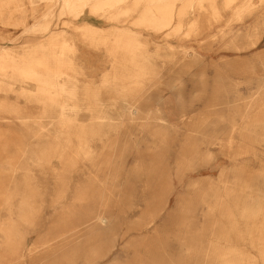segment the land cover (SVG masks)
<instances>
[{"label":"rangeland","instance_id":"rangeland-1","mask_svg":"<svg viewBox=\"0 0 264 264\" xmlns=\"http://www.w3.org/2000/svg\"><path fill=\"white\" fill-rule=\"evenodd\" d=\"M0 7V244L34 250L17 264H216L219 250L264 264V0H1ZM82 24L106 30L95 43ZM64 40L75 48L65 55L77 87L66 95L22 83L8 65L34 48L35 61L59 57ZM35 69L46 78L42 65ZM58 101L79 131H90L81 133L85 150L74 136L71 146L59 145L69 126L51 105ZM96 122L102 137L91 133ZM95 211L106 223L89 230L82 223ZM75 229L78 240L58 237Z\"/></svg>","mask_w":264,"mask_h":264},{"label":"bare ground","instance_id":"bare-ground-1","mask_svg":"<svg viewBox=\"0 0 264 264\" xmlns=\"http://www.w3.org/2000/svg\"><path fill=\"white\" fill-rule=\"evenodd\" d=\"M14 2H16V0H13ZM0 2H1V0H0ZM199 7H201V8H199L200 9V12H199V15H200V17L201 16H204L205 14H206V12H205V9H204V7L203 6H199ZM1 8V7H0ZM93 9H94V7H93ZM164 10H166L165 8H164ZM83 11V10H82ZM171 11V10H170ZM80 12H81V10H80ZM79 12V13H80ZM81 13H83V12H81ZM147 12H145L144 14H143V16H142V18L143 19H145L146 18V16H145V14H146ZM91 15V14H90ZM172 15V14H171ZM82 15H80V17H81ZM239 16V15H238ZM237 16V17H238ZM79 28H81V29H85L84 30V32H83V35H84V37H85V39H90V40H92L93 42H95V43H97V41H98V36H97V34L98 33H100V32H103V31H105L106 29H103V28H98V27H93V26H91V25H89V26H83V24L82 25H79L78 26ZM45 29H49V24H47V25H45ZM118 29V28H117ZM118 30H122V29H118ZM194 30L193 29H191V31H190V35H194V32H193ZM121 34H128V32L126 31V32H121ZM120 35H117L116 37H119ZM261 38V37H260ZM121 40H122V38H120ZM119 39V40H120ZM248 41H250V40H248ZM102 43H105V42H102ZM118 46V45H117ZM53 47V46H52ZM5 47L3 46L2 47V49H4ZM109 48V47H108ZM61 54H60V56L59 57H56V55L53 53V54H51L50 56H52V59H47L46 58V56H42V58H40V59H38L37 61H35L34 59H33V57L34 56H32V54H37L38 52H40V49H38V48H34L33 50H31L30 51V55H28V53L27 54H25V55H21V57L18 59V60H11L9 63H8V65H11V66H14V67H16L19 71V75H18V77L17 78H21V82L22 83H26V81L27 80H31V81H34V82H36L37 84H38V86H39V88H44V87H50V88H52V89H54V90H56L58 93H60L61 95H66V94H68V91L70 90V89H77V87H76V84H74L73 82H71L70 80H72V76H71V73H72V71L74 70L75 71V69H74V64L72 63V62H69L68 60H67V58H66V55H65V52H68V51H75V48H74V46H72V45H70L68 42H67V40H64V42L62 43V45H61ZM5 50V49H4ZM185 53V52H184ZM190 53H191V51H190ZM189 54V53H188ZM189 55H191V54H189ZM185 56V55H184ZM173 57V56H172ZM172 57H171V59H172ZM185 58V57H184ZM178 62V61H177ZM42 65L47 71L45 72L46 73V78H43L42 79V77H41V70H37V69H35V67H36V65ZM76 72V71H75ZM148 72H150V71H148ZM151 73V72H150ZM154 74H157V73H154ZM154 74H153V76H154ZM146 75V74H145ZM159 75V74H158ZM0 76L2 77V78H5V73H4V71H0ZM63 76H66L67 78H68V80H67V82L66 83H64V81L62 82V81H60V79L63 77ZM154 77H156V76H154ZM150 78V77H149ZM153 78V77H152ZM154 80V79H153ZM149 81V80H148ZM150 81H151V78H150ZM149 81V82H150ZM225 82V81H224ZM151 83V82H150ZM147 84H149L148 82L146 83V85ZM145 88H146V86H145ZM133 89V88H132ZM139 90V89H138ZM143 90H144V88H143ZM151 90V89H150ZM149 90V91H150ZM135 92H136V90H135ZM133 93V92H132ZM142 93V92H141ZM148 93V92H147ZM138 94V92L136 93V95ZM140 94V93H139ZM138 94V95H139ZM125 95V94H124ZM125 96H127V95H125ZM130 96V95H129ZM136 97V96H135ZM134 97V98H135ZM126 98V97H125ZM131 98V97H130ZM141 98H143V97H141ZM124 99V98H123ZM122 99V100H123ZM127 99H129L128 97H127ZM132 99H133V97H132ZM134 101V100H133ZM133 101H132V104H133V106H134V104L135 103H133ZM140 101V100H139ZM122 102H124V101H122ZM138 102V101H137ZM55 103V104H54ZM51 102V105H54V106H56L57 107V111H58V114L60 115L59 116V118L61 117L62 119V125L64 124L65 126L66 125H68L69 127H67L68 129H70V130H68V129H66V131L64 130L66 127H63L64 129H60V132H59V134H58V138L59 139H65V142L67 143V144H61L60 143V141H59V145H61V146H66V147H68V146H71L70 145V143L72 142V138H74L75 137V139L78 141V145H77V147H79V149L81 150H85V148L87 147V144H88V142H90L89 140H88V142H87V140L84 138H82L83 136L82 135H85L84 133L86 132V131H84L83 130V132L84 133H82V131L80 130L79 131V124H78V121L76 120V119H69L68 117H67V111H68V105H67V103H63V102H60V101H58V102ZM125 104L127 103V102H124ZM141 103V102H140ZM139 103V104H140ZM264 103V102H263ZM132 104H130V105H132ZM127 105V104H126ZM129 105V104H128ZM138 105V104H137ZM149 106V105H148ZM128 107V106H127ZM132 108V107H131ZM136 108H138L139 109V107H135V109ZM146 108V107H145ZM148 108V107H147ZM14 109V108H13ZM127 109V108H126ZM141 109H143V108H141ZM54 110H55V108L53 109H51V112H54ZM144 110V109H143ZM142 110V111H143ZM0 111H2V109H0ZM75 111V113H77V110H74ZM141 111V110H140ZM50 112V113H51ZM128 112V111H127ZM136 110H129V113L130 114H132V115H134V114H136ZM263 112V111H262ZM49 113V114H50ZM100 113L101 112H98L97 114H96V116L98 117H100ZM122 113H124V112H122ZM143 113V112H142ZM138 114H140V112L138 113ZM148 114V113H147ZM102 116H103V114H101ZM142 115V114H141ZM146 115V114H145ZM95 116V117H96ZM124 116V115H123ZM131 116V115H130ZM140 115H138V117H139ZM144 116V115H143ZM142 116V117H143ZM96 117V119H98ZM141 116H140V118H142ZM145 117V116H144ZM143 117V118H144ZM151 117V116H150ZM102 118V117H101ZM140 118H138V120H140ZM143 118H142V120H143ZM19 120H21L22 118H18ZM93 119H95V118H93ZM111 119V118H110ZM19 120H18V123H19ZM25 120V119H24ZM23 120V121H24ZM58 120H60V119H58ZM100 120V119H99ZM133 120V119H132ZM134 120H136V119H134ZM150 120H151V118H150ZM187 120V119H186ZM9 121V120H8ZM15 121V120H14ZM97 121V120H96ZM105 121V120H104ZM107 122H108V120H106ZM105 121V122H106ZM110 121V120H109ZM146 121V120H145ZM144 121V122H145ZM17 122V121H16ZM60 122V121H59ZM58 122V123H59ZM65 122V123H64ZM68 122V123H67ZM93 122V121H92ZM95 122V121H94ZM98 122H100V121H98ZM149 122V121H148ZM147 122V123H148ZM152 122H154V120L152 121ZM15 123V122H14ZM18 123H16V124H18ZM97 123V122H96ZM101 123V122H100ZM102 123H103V121H102ZM135 123H139V122H135ZM141 123V122H140ZM188 123V122H187ZM191 123V122H190ZM143 124H146V123H143ZM264 124V123H263ZM12 125V124H11ZM15 125V124H14ZM60 125V124H59ZM70 125H71V127H70ZM94 125H95V123H94ZM93 125V127H97V128H92V130H91V133L93 134V133H97V135L98 134H100V136L102 137V132L104 131L103 129H101V133H100V128H99V124L97 123V126H94ZM107 125V124H106ZM106 125H104L103 124V127L104 126H106ZM120 125H122V124H120ZM119 125V126H120ZM139 125V124H138ZM147 125V124H146ZM150 125V124H149ZM91 126H92V124H91ZM102 126V125H101ZM100 126V127H101ZM129 126V125H128ZM140 126V125H139ZM142 127H144L143 125H142ZM147 127V126H146ZM60 128H61V126H60ZM91 128V127H90ZM90 128H89V130H90ZM113 128V127H112ZM118 128V127H117ZM131 128V127H130ZM129 128V129H130ZM137 128V127H136ZM192 128V127H191ZM197 128V127H196ZM195 128V129H196ZM71 129L73 130L72 132H71ZM104 129H105V127H104ZM108 129H110V125H109V127H108ZM122 129V128H121ZM144 129V128H143ZM151 129V128H150ZM154 129V128H153ZM263 129H264V127H263ZM112 130V129H111ZM114 130H115V128H114ZM133 130V129H132ZM136 130V129H135ZM189 130V129H188ZM193 130V129H192ZM113 131V130H112ZM119 131V130H118ZM118 131H117V133H118ZM142 131V130H141ZM194 131H196V130H194ZM88 132V131H87ZM144 132H146V131H144ZM143 132V133H144ZM264 132V131H263ZM81 133H82V135H81ZM89 133H90V131L88 132V134H86V135H88L89 136ZM128 133V132H127ZM104 134V133H103ZM106 134V133H105ZM129 134H131V132L129 133ZM86 135H85V137H86ZM96 135V136H97ZM132 135V134H131ZM151 135V134H150ZM189 135V134H188ZM191 135V134H190ZM194 135V134H193ZM196 135V134H195ZM74 136V137H73ZM99 136V137H100ZM103 136H105V135H103ZM91 134H90V139H91ZM93 137H95V135L93 136ZM92 137V138H93ZM197 137V136H196ZM195 137V138H196ZM57 138V139H58ZM96 138V137H95ZM104 138V137H103ZM151 138V137H150ZM186 138V137H185ZM198 138V137H197ZM204 138H206V137H204ZM94 139V138H93ZM100 139V138H99ZM102 139V138H101ZM101 139H100V141H101ZM192 139H194V137L192 138ZM103 140V139H102ZM188 140L189 139H187V141L186 142H188ZM205 141H206V139H204ZM63 141V140H62ZM99 141V142H100ZM192 141V140H191ZM210 141V140H209ZM208 140H207V142H209ZM96 142V141H95ZM103 141H101V143H102ZM154 142V141H153ZM166 142V141H165ZM193 143H194V141H192ZM116 143V142H115ZM202 143V142H201ZM200 143V144H201ZM211 143V142H210ZM163 144V143H162ZM187 144V143H186ZM204 144V143H203ZM68 145V146H67ZM91 145V144H90ZM155 145H157V143L155 144ZM165 145V144H164ZM219 145V144H218ZM102 146H103V143H102ZM113 146V145H112ZM116 146V145H115ZM210 146V145H209ZM208 146V147H209ZM75 147V146H74ZM206 147V146H205ZM113 148V147H112ZM115 148V147H114ZM201 149V148H200ZM199 149V150H200ZM206 150V149H205ZM94 150H92V152H93ZM58 152V151H57ZM59 152L62 154V155H64V150H59ZM89 152V151H88ZM95 152V151H94ZM93 152V153H94ZM114 152H115V150H114ZM200 152H201V150H200ZM206 152V151H205ZM204 152V153H205ZM55 153V152H54ZM75 153H76V151H75ZM97 153V152H96ZM100 153V152H99ZM102 153H103V151H102ZM102 153H100V155L102 154ZM112 153V152H111ZM182 153H184V150H183V152ZM196 153H198V152H196ZM104 154H106V152L105 153H103V157H104ZM179 154H180V152H179ZM98 155V154H97ZM184 155V154H183ZM189 155V154H188ZM190 155H192V154H190ZM205 155V154H204ZM59 157H60V155H58ZM65 156V155H64ZM101 156V157H102ZM107 156V155H106ZM109 156V155H108ZM116 156H117V154H116ZM201 156V155H200ZM88 157V159H89V156H87ZM92 157H93V155H92ZM91 157V158H92ZM188 157V156H187ZM191 157V156H190ZM194 157V156H193ZM196 157V156H195ZM106 158V157H105ZM111 158V157H110ZM63 159V158H62ZM61 159V160H62ZM71 159V158H70ZM96 159V158H95ZM94 159V160H95ZM101 159V158H100ZM189 159H191V158H189ZM192 159H194V158H192ZM198 159V158H197ZM97 160V159H96ZM102 160V159H101ZM100 160V161H101ZM196 160V159H195ZM35 161H38L37 159L36 160H34V162ZM92 161H93V159H92ZM102 161H104V160H102ZM102 161H101V163H102ZM189 161V160H188ZM97 162H98V160H97ZM111 161H109V163H110ZM190 162V161H189ZM195 162V161H194ZM93 163V162H92ZM94 164H96V163H94ZM93 164V165H94ZM196 164V163H195ZM92 165V164H91ZM97 165V164H96ZM99 165V164H98ZM191 165V164H190ZM66 166V165H65ZM95 166V165H94ZM101 166H102V164H101ZM109 166V165H108ZM143 166V165H142ZM99 167V166H98ZM101 168V167H100ZM143 168V167H142ZM108 169V168H107ZM138 169H136V171H137ZM145 170V169H144ZM139 171H141L140 169H139ZM146 171V170H145ZM117 173V172H116ZM142 173V172H141ZM137 174H139L138 173V171H137ZM142 175V174H141ZM61 176V175H60ZM63 176H65V175H63ZM140 176V175H139ZM150 176V175H149ZM96 177V176H95ZM94 177V178H95ZM63 179H66V178H64L63 177ZM264 179V178H263ZM97 180H99V179H97ZM61 181V180H60ZM63 181V180H62ZM99 182V181H98ZM101 182V181H100ZM95 183H97V182H95ZM101 183H104V182H101ZM106 184V183H105ZM98 185V184H97ZM101 186V185H100ZM99 186V187H100ZM91 187V186H90ZM96 188V187H95ZM102 188V187H101ZM89 189V188H88ZM88 189H86V191L88 190ZM100 189V188H99ZM99 189H98V191H99ZM96 190V189H95ZM86 191H85V194L84 193H79V195L81 196V194L82 195H86L87 193H86ZM90 192L92 191V188H91V190H89ZM228 190H226L225 192H227ZM88 192V191H87ZM93 193H95L94 191H93ZM101 192H99V194H100ZM88 194H90V193H88ZM92 194V193H91ZM99 194H97V195H99ZM94 195V194H93ZM93 195H90L91 197L93 196ZM96 195V194H95ZM90 197V198H91ZM94 197V196H93ZM99 198V197H98ZM104 198H105V196H104ZM94 199H95V197H94ZM97 199V198H96ZM92 200V199H91ZM98 200V199H97ZM97 200H95V202L97 201ZM94 200H92V202H93ZM107 200H105V202H106ZM264 201V200H263ZM109 202V201H108ZM100 203V202H99ZM95 205H96V203H94ZM108 204V203H107ZM99 205V204H98ZM108 206V205H107ZM105 207V206H104ZM97 207H95V209H96ZM93 210V209H92ZM90 211V210H89ZM91 212V211H90ZM106 215V214H105ZM84 219V218H83ZM89 219V218H88ZM113 219V218H112ZM109 222V221H108ZM85 223H89V226H90V228H89V230L92 228V230H94V229H97L98 227H100V226H102V224H105L106 223V217L103 215V213L102 212H99V211H95V214L93 213V216L92 217H90V219L87 221V222H84V223H82V225L83 224H85ZM114 223V221L111 223V224H113ZM110 224V225H111ZM76 225V224H75ZM106 225H108V224H106ZM115 226H116V224H114ZM263 225H264V204H263ZM78 226V225H77ZM105 226V225H104ZM80 227V226H79ZM111 227H113V226H111ZM110 227V228H111ZM83 228V227H82ZM101 228V227H100ZM102 228H105V227H102ZM107 229H108V227H107ZM263 229H264V227H263ZM105 230V229H104ZM112 230V229H111ZM230 230H232V229H230ZM81 231V230H80ZM84 231V230H83ZM234 231V230H233ZM116 233V232H115ZM115 233H113V234H115ZM54 234V233H53ZM62 234V233H61ZM79 234V232H77V230L75 229V230H71V231H68L66 234H62L61 236L59 235L58 237H61L62 239H63V241H65V242H67V241H75L76 239L78 240V238H79V236L77 237V235ZM101 233H99V235H100ZM112 234V233H111ZM110 234V236H112ZM117 234V233H116ZM95 236V234L93 233L92 234V236ZM98 235V237L97 238H99L100 236ZM118 235V234H117ZM227 235H229V233L227 234ZM231 236H233L232 235V233L230 234ZM82 236V235H81ZM237 236V235H236ZM238 236H239V234H238ZM108 237V236H107ZM113 237H114V235H113ZM112 238V237H111ZM116 238V237H115ZM192 238V237H191ZM235 238V237H234ZM237 238V237H236ZM108 239V238H107ZM114 239V238H113ZM226 239V238H225ZM100 240V239H99ZM109 240V239H108ZM240 240V239H239ZM114 241V240H113ZM188 241H189V238H188ZM187 241V242H188ZM96 242V241H95ZM105 242V241H104ZM115 242V241H114ZM94 243V242H93ZM98 243H99V241H98ZM190 243V242H189ZM84 244H85V242H84ZM97 244V243H96ZM93 245V244H92ZM193 245V244H192ZM221 245V244H220ZM136 246V245H135ZM194 246V245H193ZM221 246H223V245H221ZM45 247V246H44ZM79 247V246H78ZM88 247H90V244H89V246ZM93 247V246H92ZM188 248V247H187ZM186 248V249H187ZM219 247H217V249H218ZM263 248H264V237H263ZM85 249V248H84ZM83 249V250H84ZM88 249V248H87ZM90 249V248H89ZM184 249V248H183ZM216 249V250H217ZM237 249V248H236ZM195 250V249H194ZM221 250H222V247H221ZM34 250H32V249H30V250H28V249H26V247L24 248L23 246H21V245H17V244H9V245H4V244H0V264H17V263H21V261H23L24 259H25V257L26 256H30V258L31 257H33V254H32V252H33ZM37 251V250H36ZM39 251V250H38ZM79 251V250H78ZM89 251V250H88ZM96 251V250H95ZM95 251H93V252H95ZM163 251V250H162ZM166 251V250H165ZM239 251V250H238ZM82 252V251H81ZM84 252V251H83ZM186 252V251H185ZM42 253V252H41ZM90 253V252H89ZM166 253V252H165ZM92 253H90V255H91ZM159 254V253H158ZM189 254V253H188ZM216 254V259H217V263L216 264H246V259H244L245 258V256H244V253L243 252H240V253H238V252H234V251H218V252H216L215 253ZM50 255V254H49ZM66 255V254H65ZM77 255V254H76ZM84 255V254H83ZM155 255V254H154ZM192 255V254H191ZM45 256V255H44ZM160 256H161V253H160ZM85 257V256H84ZM157 257H158V255H157ZM166 257V256H165ZM215 257V256H214ZM161 259H162V257H160ZM163 258H164V255H163ZM168 258V257H167ZM182 260L181 261H183L184 260V257L183 258H181ZM159 260V259H158ZM163 260V259H162ZM170 260H172L171 258H170ZM188 260V259H187ZM18 261V262H17ZM26 261V260H25ZM164 261V260H163ZM169 261V259L167 260V262ZM186 261V260H185ZM14 262H16V263H14ZM137 262H139V260L137 261ZM159 262V261H158ZM161 262V261H160ZM159 262V263H160ZM170 262V261H169ZM176 262H178L177 260H176ZM184 262V261H183ZM183 262H180V263H182L183 264ZM90 263V262H89ZM158 263V264H159ZM164 263H166V262H164ZM172 263H174V262H172ZM136 264V263H135ZM161 264H163V263H161ZM168 264V263H167ZM171 264V263H170ZM177 264V263H176ZM186 264V263H185ZM211 264V263H210Z\"/></svg>","mask_w":264,"mask_h":264},{"label":"crops","instance_id":"crops-1","mask_svg":"<svg viewBox=\"0 0 264 264\" xmlns=\"http://www.w3.org/2000/svg\"><path fill=\"white\" fill-rule=\"evenodd\" d=\"M0 36L1 37L5 36V31L1 28V26H0Z\"/></svg>","mask_w":264,"mask_h":264}]
</instances>
